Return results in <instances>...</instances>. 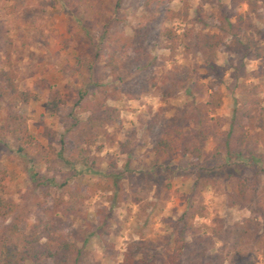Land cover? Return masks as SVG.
I'll use <instances>...</instances> for the list:
<instances>
[{
    "label": "rangeland",
    "instance_id": "1",
    "mask_svg": "<svg viewBox=\"0 0 264 264\" xmlns=\"http://www.w3.org/2000/svg\"><path fill=\"white\" fill-rule=\"evenodd\" d=\"M230 3L231 0H0V33L7 29L5 34L12 39L11 62L19 74L20 87L42 94L44 99L50 86L58 89L73 112L80 94L89 96L95 90L89 81L90 76L93 80V73L72 75L77 68L76 58L87 54L100 79L108 82L110 78L104 72L108 36H135L137 29L142 32L144 53L130 49L121 56L124 65L116 85L122 95L109 101L120 109V115L107 128L109 136H99L90 148L91 156L96 158L95 166L77 168L76 172V167L61 154L49 167L35 151L19 154L9 138L0 137V169L8 173V190L22 207L34 209L32 198L41 194L43 181L50 196H58L62 183L72 187L79 182L91 184L110 176L116 178L115 186L99 190L85 200L80 218H70V229L84 251L85 264H121L123 253L133 241L142 242L149 257L156 254L152 264L169 262L174 245L167 219L175 220L188 205H197L199 195L191 158L182 155L177 147L170 159L161 162L154 145L162 129L173 123L182 125L187 132L203 129L207 132L203 143L206 166L218 167L222 159H210V153L215 148L222 150L223 137L217 134L229 128L233 108L242 99L234 89L236 79L242 81L238 77L242 67L237 64L241 62L247 72L264 68V59L237 55L221 47L215 55L216 70L210 71L196 49L194 37L201 32L220 34L226 43L232 33L239 31L264 38V12L260 16L246 14L237 20L230 12ZM12 6L14 9L10 10ZM246 10L243 4L240 11ZM224 12L232 26L221 28L214 21ZM165 26L178 35L172 49L167 47L170 41L160 36ZM239 38L246 41L243 33ZM96 53L100 54L98 59ZM2 54L0 51L3 57ZM245 82L250 86L261 80L250 77ZM213 85L221 98L219 106L206 105ZM259 96L264 105V91ZM44 99L20 105V110L28 117L31 133L43 145L53 146L58 154L59 140H69L71 132L69 126L45 109ZM194 106L205 113L200 126L188 119ZM6 108L8 105L0 101V111ZM47 129L54 133L53 137L45 135ZM123 143L128 144L124 149ZM256 153L259 155L255 161L233 158L232 162L241 167L227 169L233 175L230 178L217 171L211 174L214 184L200 193L205 213L195 216L194 233L187 234L190 242L199 236L208 238L206 252L185 253L182 264H206L216 255L227 259L237 250L251 246L264 231L261 210L231 204V188L239 174L254 176L264 185L263 142ZM165 165L172 170H166ZM226 168L224 164L220 170ZM33 172L40 176L36 181L32 179ZM247 218L253 227L246 243L234 247L231 237H215V230L223 232ZM33 222L30 214L23 223L26 231ZM255 264H264L261 254Z\"/></svg>",
    "mask_w": 264,
    "mask_h": 264
},
{
    "label": "trees",
    "instance_id": "2",
    "mask_svg": "<svg viewBox=\"0 0 264 264\" xmlns=\"http://www.w3.org/2000/svg\"><path fill=\"white\" fill-rule=\"evenodd\" d=\"M262 2L263 0H231L230 12L237 20H241L246 14L260 16L261 12H264ZM243 4L247 6V10L242 13L240 9ZM39 7L41 10L42 6ZM219 7L225 8L221 4ZM13 9L14 6L10 8V10ZM168 17H172V11L168 12ZM214 22L221 28L232 26L225 12ZM6 30L3 29L0 33V51L3 53V57L0 56V101L5 102L8 108L0 111V137L9 138L19 154L35 151L38 158L49 167L58 156L64 154L66 160L76 167L74 171L77 172V168H92L96 165V158L91 156L90 148L94 146L99 136H109L107 128L114 125L120 115V109L111 105L109 101L117 100L122 95V90L116 85L120 81L119 71L124 65L121 56L130 49L134 53L140 50L144 53L142 32L137 29L135 36L124 34L122 37L117 34L108 36L109 51L104 58V72L110 78L108 82L100 79L94 62L87 54L76 58L77 68L71 72L72 75L78 72L93 73L94 78L92 80L90 76L89 81L93 83L95 90L89 96L85 93L80 94L74 104L76 112H73V108L67 105L65 95L58 89L50 86L44 99L42 94L20 87L19 74L11 62L12 39L5 34ZM242 33L246 36L245 42L239 38ZM160 36L170 41L167 47L171 49L178 39L177 33L166 26L162 28ZM26 37L29 39L28 36ZM194 38L195 47L201 52L205 66L210 71L216 70L215 55L217 49L221 47L237 55H252L255 59H264V38L260 36L255 38L246 31L232 33L228 43L222 39L220 34L211 32L198 33ZM260 41L263 42L260 44ZM95 57L98 59L100 54L96 53ZM237 65L242 67V73L238 76L242 81L237 78L234 89L242 99L233 108L229 128L217 134L223 137L222 150L215 148L210 153V159L221 158L222 164L218 167L206 166V158H203V143L207 139V132L203 129L193 128L187 132L182 125L173 123L162 129L154 145V151L160 156L161 162L170 159L177 147L182 155L191 158L196 174L194 185L198 188L199 195L197 205H188L175 220L167 219L172 231L170 242L174 245L168 256L167 264H182L183 255L190 251L205 254L208 238L199 236L192 242L187 240V234H192L195 230L192 220L196 215L205 213L201 191L206 186L214 184L211 174L215 171L227 178L233 176L227 169L241 167L232 162L233 158L243 157L247 160H257L259 154L256 153V148L260 143H264V105L263 99L259 96L264 91V68L247 72L241 62ZM250 77L259 78L261 82L249 86L245 81ZM43 99L45 109L63 125L69 126L67 129L71 132L69 140L65 138L59 140L60 152L58 154L54 153L53 146L43 145L31 133L28 117L20 110V105ZM220 104L218 89L213 85V93L206 105L219 106ZM206 105L201 104L202 107ZM204 118L205 113L200 112L199 106H194L188 113V119L198 126L202 124ZM155 121L156 118H152V122L155 123ZM45 135L51 138L54 133L47 129ZM127 143L121 144L123 149L128 145ZM224 164L227 168L221 171ZM165 169L172 170L167 165ZM37 178H40L39 174L33 172V181ZM7 181L8 173L0 169V264H43L46 262L85 264L84 251L70 229V218H80L85 200L99 190L115 186L116 178L110 176L103 181L96 180L91 184L79 182L72 187L62 183L63 190L58 196H50L46 181H43L44 187L41 194H36L32 198L34 209L28 206L22 207L13 199L8 190ZM231 194L233 196L232 205L240 207L251 205L255 211L261 210L264 215V185L256 177H245L239 174L231 188ZM30 214L33 215L34 222L26 231L23 223ZM252 227L251 219L247 218L241 222H235L223 232L215 230L214 233L217 239H223L225 236L231 237L234 247H237L246 243V239L251 237ZM143 246L142 242H131L123 253L121 264H152L151 261L156 259V254L149 257ZM259 254L264 257V231L248 248L237 250L227 259L222 255H216L206 264H255ZM137 255L140 256L137 257Z\"/></svg>",
    "mask_w": 264,
    "mask_h": 264
}]
</instances>
